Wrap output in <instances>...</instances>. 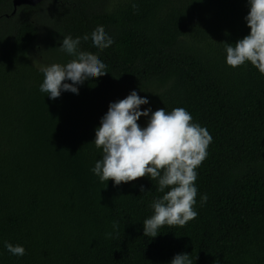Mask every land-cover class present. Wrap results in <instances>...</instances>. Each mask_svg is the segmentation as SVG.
<instances>
[{
    "label": "trees",
    "instance_id": "16d2710c",
    "mask_svg": "<svg viewBox=\"0 0 264 264\" xmlns=\"http://www.w3.org/2000/svg\"><path fill=\"white\" fill-rule=\"evenodd\" d=\"M248 11L247 0H0V264H169L181 252L192 264H264V75L225 63V45L250 31ZM97 26L113 44L78 47L107 73L47 97L39 68L72 59L62 37ZM133 89L149 100L141 109L183 107L212 137L196 217L154 238L142 222L157 182L114 186L90 171L100 118Z\"/></svg>",
    "mask_w": 264,
    "mask_h": 264
},
{
    "label": "clouds",
    "instance_id": "9594fccd",
    "mask_svg": "<svg viewBox=\"0 0 264 264\" xmlns=\"http://www.w3.org/2000/svg\"><path fill=\"white\" fill-rule=\"evenodd\" d=\"M132 6L135 8V3ZM247 6L249 11L244 20L250 31L234 45H225V63L235 68L250 62L264 75V0H247ZM81 39H90L91 46L97 50L114 42L102 26L83 37H62L59 47L73 58L63 64L51 62L39 68L43 74L39 90L50 99L58 98L62 91L78 94L79 85L107 73L106 65L97 55L79 50ZM148 104V98L138 95L135 89L123 99L109 102L93 140L101 156L90 171L101 182L111 179L114 186L145 175L157 182V191L163 194L153 198L152 214L142 222L143 235L154 238L162 226H183L196 217L193 207L197 194L196 168L206 158L212 137L204 126L193 121L185 108L141 109V105ZM141 116L147 117L143 127L137 122ZM139 187L143 193V185ZM206 200L207 195L202 194L201 204ZM118 227L114 221L113 231ZM3 246L13 256L25 255L22 244L4 241ZM169 264H192V261L189 253L181 252Z\"/></svg>",
    "mask_w": 264,
    "mask_h": 264
},
{
    "label": "water",
    "instance_id": "95a60500",
    "mask_svg": "<svg viewBox=\"0 0 264 264\" xmlns=\"http://www.w3.org/2000/svg\"><path fill=\"white\" fill-rule=\"evenodd\" d=\"M40 0H14L15 5L17 6L18 4H22V3H28V4H36L38 3Z\"/></svg>",
    "mask_w": 264,
    "mask_h": 264
}]
</instances>
